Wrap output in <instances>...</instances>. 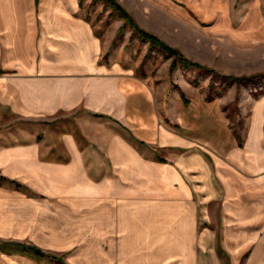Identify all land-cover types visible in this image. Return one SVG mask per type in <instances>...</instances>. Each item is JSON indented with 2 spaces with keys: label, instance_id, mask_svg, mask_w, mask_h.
<instances>
[{
  "label": "crops",
  "instance_id": "crops-1",
  "mask_svg": "<svg viewBox=\"0 0 264 264\" xmlns=\"http://www.w3.org/2000/svg\"><path fill=\"white\" fill-rule=\"evenodd\" d=\"M142 1L264 29V0ZM104 33L80 0H0V111L47 121L0 144V264H264L262 125L230 149L169 127Z\"/></svg>",
  "mask_w": 264,
  "mask_h": 264
},
{
  "label": "rangeland",
  "instance_id": "rangeland-1",
  "mask_svg": "<svg viewBox=\"0 0 264 264\" xmlns=\"http://www.w3.org/2000/svg\"><path fill=\"white\" fill-rule=\"evenodd\" d=\"M116 1L140 28L213 70L183 67L178 60L172 68L174 56L150 46L114 8L100 0H80L82 13L105 32L102 39L108 50L104 57L115 51L118 59L127 60L126 67L132 66L134 76L148 82L159 107L164 108V123L174 129L188 127L189 135L226 149L243 142L253 123L259 122L264 129V76L255 77L264 72V29H250L251 24L243 23L237 10L240 4L229 20L232 28L222 30L218 19L203 23L188 11H177L173 3ZM46 122L0 111V144L43 134ZM199 145L207 154L216 155L209 146ZM168 153L171 150L155 154ZM212 223L217 229L218 222ZM220 259L227 264L224 257Z\"/></svg>",
  "mask_w": 264,
  "mask_h": 264
},
{
  "label": "trees",
  "instance_id": "trees-1",
  "mask_svg": "<svg viewBox=\"0 0 264 264\" xmlns=\"http://www.w3.org/2000/svg\"><path fill=\"white\" fill-rule=\"evenodd\" d=\"M104 2L106 5L111 6L114 8L117 13L130 24V26L133 28V31L140 34L141 37L149 40L150 46L157 47L160 50L166 52L167 54H171L174 56V59L172 61L171 67L174 68L176 66L177 60L180 61L183 65V67H194L197 69L205 68L207 70L213 71L210 68H208L205 65H202L198 62L191 61L187 58H185L183 55L179 53V51L172 46L168 45L166 42H164L162 39H160L158 36L140 28L136 22L132 19L131 15L119 4L116 0H100ZM257 76H264V72H260L255 74V77Z\"/></svg>",
  "mask_w": 264,
  "mask_h": 264
},
{
  "label": "bare ground",
  "instance_id": "bare-ground-1",
  "mask_svg": "<svg viewBox=\"0 0 264 264\" xmlns=\"http://www.w3.org/2000/svg\"><path fill=\"white\" fill-rule=\"evenodd\" d=\"M132 83H133V82H132ZM150 103H151V102H150ZM146 107H147V106H146ZM135 109H136V108H135ZM143 109H145V108H143ZM143 109H142V111H144ZM147 109H148V108H147ZM135 112H136V111H135ZM148 112H149V111H148ZM137 113H138V112H137ZM139 113H140V112H139ZM141 122H142V121H141Z\"/></svg>",
  "mask_w": 264,
  "mask_h": 264
}]
</instances>
